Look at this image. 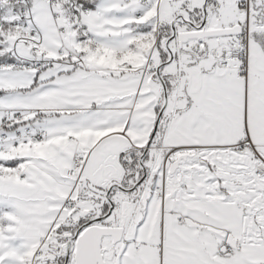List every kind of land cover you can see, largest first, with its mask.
I'll use <instances>...</instances> for the list:
<instances>
[{"label": "snow or ice", "instance_id": "snow-or-ice-1", "mask_svg": "<svg viewBox=\"0 0 264 264\" xmlns=\"http://www.w3.org/2000/svg\"><path fill=\"white\" fill-rule=\"evenodd\" d=\"M0 264H264V0H0Z\"/></svg>", "mask_w": 264, "mask_h": 264}]
</instances>
